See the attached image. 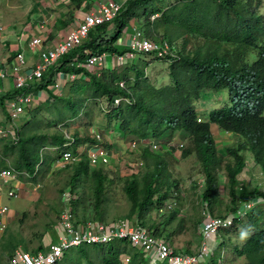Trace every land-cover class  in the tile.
Masks as SVG:
<instances>
[{
  "label": "trees",
  "instance_id": "obj_1",
  "mask_svg": "<svg viewBox=\"0 0 264 264\" xmlns=\"http://www.w3.org/2000/svg\"><path fill=\"white\" fill-rule=\"evenodd\" d=\"M69 1L73 10H81L85 4V0ZM259 4V0H176L171 4H164L163 0H126L112 24L105 23L93 29L85 42L67 53L55 67L62 74L75 76L67 97L53 94V70L48 76L44 74L43 84L35 91L45 90L55 111L46 121L37 120L34 113H29L28 120L16 132L15 146L0 141L3 169L10 168L19 174L20 180L25 181L26 175L36 183L37 176L47 172L50 162L56 159V156L50 158L42 154V149L49 146L57 147L58 152L70 151L80 159L66 166H73L70 194L76 195L82 177L90 178L95 219L102 222V205L107 200L105 193L110 177L103 166L92 169L87 152L84 150L79 155L77 150L87 144L110 146L106 142L99 143L94 137H80L74 133L72 144L65 147L68 141L62 130L49 135L42 133L41 127H57L60 123L68 126L70 119H77L79 104L105 98L108 105L113 106L105 117L108 122L115 121L114 128L120 129L124 138L169 140L180 136L188 139L189 146L181 149L180 158L195 155L201 163L205 182L202 199L210 214L218 201L216 171L226 172L233 206L229 216L233 223L229 229H242L246 236L242 245L234 247V253L245 260L244 264H264V209L256 205L245 212L244 220L234 217V213L254 197L264 200V193L258 189L249 192L236 186L237 176L245 166L242 152L250 153L264 174V14L258 11ZM132 19L144 20L148 38L157 42L165 39L170 44L173 54L161 59L141 55L149 58V62L168 64L169 85L154 87L144 68L136 67L133 61L105 71L69 65L74 59L83 63L92 55L125 53L126 50L118 49L116 43L124 37ZM63 23L66 25L67 21ZM16 93L18 90L14 87L0 97V106ZM116 98L122 100L114 106ZM203 107H208L207 119L198 122V109ZM66 110L74 112L73 117H65ZM211 124L219 131L237 136L240 141L237 147L218 148L210 131ZM140 148L144 173L126 181L123 190L130 204L128 217L134 219L136 215L139 225L146 227L147 215L164 207L178 182L169 181L168 163L163 157L149 154L143 146ZM6 161L11 165H6ZM71 204L77 207L79 199H73ZM175 218L172 212L168 222ZM148 229L164 237L159 226ZM77 248L85 264H122L120 257L123 255L130 258L127 264H145L143 255L125 241ZM66 256L65 253L64 258ZM213 256L210 264H216Z\"/></svg>",
  "mask_w": 264,
  "mask_h": 264
},
{
  "label": "rangeland",
  "instance_id": "obj_2",
  "mask_svg": "<svg viewBox=\"0 0 264 264\" xmlns=\"http://www.w3.org/2000/svg\"><path fill=\"white\" fill-rule=\"evenodd\" d=\"M37 1L0 0V25L6 27L5 33L23 31L26 27V23L34 16L32 14L34 7L41 3V0L39 2ZM118 1L122 2V0ZM175 1L176 0H163V3L171 4ZM259 1L260 4L257 6V9L261 14H264V0ZM70 4L71 3H69V5ZM68 8L73 9V5L68 6ZM154 18L155 17H152L151 19ZM134 27L144 29V20L132 19L129 22L126 32H131ZM143 31L145 34V30ZM125 36L126 35H124V37ZM124 37L120 40H123L125 43L126 40H128L127 44H129V39ZM162 41L166 40L164 39ZM121 42L120 44L116 43L117 48L120 50L125 49L126 52H128L129 49L125 48L124 43L121 44ZM180 43L181 40L178 44ZM109 56L111 55L106 56L107 60ZM143 57L144 56L141 55L135 56L132 64L136 67L144 68L148 81L154 87L158 88L169 85L171 82L168 75V64L156 61L149 62V58L147 60V57ZM129 59L130 58L127 57L126 61L129 63L132 62ZM107 60L104 58L102 67L100 65H93L89 67V70L92 71L95 69L105 71L110 69L112 64L108 63ZM122 68L123 67L120 66L119 70ZM12 79L13 78L0 79V89L8 91L14 83ZM70 85L71 81L64 83L60 82L59 89H54L53 94L58 97H67L71 92ZM115 100H118V102L116 103ZM115 100L113 105L117 106L122 98H116ZM52 104L53 101L49 98V95L45 91L39 90V92L36 93V101L31 105L30 112L37 116V120L46 121V119H51V114L55 111L54 107L51 106ZM108 104L105 98L96 101L89 100L86 103L79 104L77 119H70L67 123L68 126H65V123H60L57 127H41V132L51 135L62 130V132L70 136L74 133H78L80 137L89 136L93 138L95 133L94 130H99V141H102L101 143L106 142L112 149L109 154V156H111L110 161L106 165H103L105 173L110 177V181L107 184L105 193V198L107 200H105L102 205V216L104 218L102 224H109L117 219H128L133 223L139 224L135 219L136 215L134 219L128 217L130 204L123 189L126 181L133 179L138 173H144L140 165V154L142 152L140 147L143 146V148L149 151L152 146L148 143H146V145H140L143 141H138L136 139L131 140L130 136L124 138L122 131L114 128L116 126L115 121L108 122L106 118L107 113L113 109V106ZM1 107L2 106H0V112L2 111ZM198 110H200L199 112L203 111L204 118L207 119L205 113H207L208 107H203ZM73 113L68 110L63 112L64 116L67 118L73 117ZM6 117L5 114L4 118L3 114L0 115V122L5 120ZM200 118L203 119V116L201 115ZM52 119L54 118L52 117ZM27 120L26 116H22L18 122L20 124L19 127L21 128ZM210 131L218 148L237 147V144L240 143L237 136L232 133L219 131L215 124H211ZM158 141L157 145L159 150L155 152L161 154L164 161L168 163L166 169L169 173V181L178 182L177 188L173 187L175 192H172L175 193L176 196L174 195V197L171 196V198H168L170 203H176L172 208L173 210H169L171 211L170 213L163 210H154L147 215L144 220L146 225L145 228L159 226V228L163 230L162 235L168 239L170 246L175 251L194 254L200 247L201 239L199 230L200 224L204 219L203 213L209 212L207 208H205L202 199L205 182L204 175L201 172V163L195 155H191L187 158H180L181 149L189 146L188 139L175 136L169 140L159 139ZM13 144L15 145L16 142ZM2 145L3 144L0 145V152L2 151ZM45 148H49V146ZM81 150L80 148L79 151L81 152ZM43 154L49 155L50 158H54L58 153L44 150ZM242 155L245 157V166L237 176V188L241 189L244 187L249 192L258 189L259 192L264 193V174L261 168L257 162L251 158L252 156L250 153L242 152ZM1 156L0 153V172L4 170L1 164V161L4 159H2ZM58 158L56 156V159ZM56 159L54 158L50 162L47 172L39 175L37 174L36 183H32L26 175L24 176L26 177L25 181L16 178V181H13L15 183L12 182L16 185V188H11L12 186L10 185L12 183L4 185L3 182L0 181V206H5L8 209V215L5 217L4 222L5 227L0 230V264H6L10 255L18 249L33 253L39 249L44 250L50 243L54 242L58 237L55 228L59 224L61 210L66 205L68 199H70L69 205L71 206L75 221H97L95 219L97 215L94 210L92 198L93 184L91 179L82 177L75 191L76 195L72 196L70 194L71 187L69 183L73 174V166L67 168L66 165H58L57 162H55ZM75 162H73V164H76ZM5 163L6 165H11L10 161H6ZM216 179L218 201L214 205L211 215L224 218L229 217L232 213L233 206L228 195L229 188L226 172L223 169L217 170ZM10 190H15V197L10 198L7 196ZM73 199H79V204H77L75 208H73L71 204ZM246 205H250V207L253 205H261V208L264 209V200L256 196L246 203ZM172 212L176 214V218L173 222L169 223L168 220ZM245 217V214L241 215L243 220ZM227 230H229V232ZM245 237L242 229L233 230L231 228L221 230L220 232L218 231L216 237H214V241L217 245L213 249V258L216 264H244L245 260L243 258H238L234 253V247L242 245L245 242ZM213 245L214 244L211 243V247H213ZM77 250L79 251L78 248H73L68 251L66 253V258L59 264H85L84 260L79 257ZM145 264H148V262H145Z\"/></svg>",
  "mask_w": 264,
  "mask_h": 264
},
{
  "label": "built area",
  "instance_id": "obj_3",
  "mask_svg": "<svg viewBox=\"0 0 264 264\" xmlns=\"http://www.w3.org/2000/svg\"><path fill=\"white\" fill-rule=\"evenodd\" d=\"M121 7L122 5L112 0L91 4L88 10L77 16L74 27L67 29L66 34L60 41L50 48L47 47L45 50H43V45L46 42L45 39H41L40 36L30 38L31 40L27 48L29 52L37 55L34 63L28 65L22 52L17 53L10 61L1 60L0 78H13L14 86L18 90V93L13 98L7 99L3 105L7 117L0 124L1 141L8 143L9 146L16 145L13 143L18 140L16 136V132L20 129L18 122L22 116H26L27 119L29 118L31 105L36 101V93L38 92L35 90L43 84L42 78L44 74H49L53 70L58 75L57 77H62L63 83L72 81L75 78L73 74H62L55 67L67 53L81 46L93 29L102 24L111 23L119 15ZM5 28L0 25V39L5 34ZM143 32L141 29L133 28L128 36L126 34L129 39V44H127L128 40H126V43L123 42L125 48L129 49L126 53L111 55L108 60L106 59L107 54L104 53L92 55L83 63L74 59L69 65L89 70V67L93 65H100L102 67V62L105 58L108 63L112 64L111 68H116L119 64L123 66L128 65L129 62L126 61L127 57L133 61L135 56L140 55L148 56L150 59H161L169 53L173 54V51L170 50L171 46L167 41H153ZM58 87L59 83L57 82L56 88ZM115 102L117 103L118 100H115ZM62 133L68 141L64 146H70L72 144V137L65 132ZM96 137L99 140V136L96 135ZM96 147L97 145L92 148ZM81 149V152L78 149L77 153L80 155L87 149L91 165L103 164L109 161V153L102 148L97 147L95 150H92L91 148L84 147ZM44 150L58 153L59 158L55 161L58 165L63 164L65 166L69 163L80 161L70 151L58 152L57 147L44 148L41 150L42 154ZM18 175V173L10 168L4 169L0 172V181L4 185H9L13 181H16ZM13 183L10 185L12 186L11 188H16V185ZM15 194V190H10L7 196L11 198L15 197ZM174 195L175 193H172V197ZM69 200H67L66 205L61 210L60 221L55 228L58 237L54 242L50 243L44 250H38L33 253L18 249L10 255L6 264H59L63 260L65 253L73 248L83 245L108 244L117 241L127 242L129 246L143 255L145 262H148V264H208L210 258L213 256V249L217 245L214 241L216 233L229 229L233 223L229 217H217L211 215L209 212H204V219L200 224L199 230L200 247L196 253L187 254L175 251L165 237L157 236L153 230L142 227L138 223H133L128 219H117L109 224H102V222L97 221L77 222L74 220ZM175 203H170L167 200L164 207L158 210L168 213ZM254 206L256 205L250 207V205L244 204L243 209L237 210L234 213V217L241 218L242 214L244 215L247 210ZM7 215V207L0 206V230L5 227L4 222ZM211 243L214 244L213 247H211ZM120 260L122 264H127L130 258L127 255H123L120 257Z\"/></svg>",
  "mask_w": 264,
  "mask_h": 264
},
{
  "label": "crops",
  "instance_id": "obj_4",
  "mask_svg": "<svg viewBox=\"0 0 264 264\" xmlns=\"http://www.w3.org/2000/svg\"><path fill=\"white\" fill-rule=\"evenodd\" d=\"M106 1L107 0H85V4L81 10H73L72 8H68V6L72 5H69V0H41V3L38 6L34 7L32 12L34 16H32L30 21L26 23V27L23 31H17L14 33L7 32L0 39V63L1 60L10 61L14 57V55L19 52L23 53L28 65L34 63L37 59V55L29 52L27 48L28 43L31 40L30 38L34 36H40L41 39L46 40L45 44L43 45V50H45L47 47L50 48L52 45L60 41L61 38H63V36L67 32V29H72L74 27L77 16L88 10L91 4H97ZM112 1H115L116 3L122 5L126 0H122V2H119L118 0ZM62 21H67V24H61ZM134 28L139 29L138 27ZM126 34L129 33L126 32L125 35ZM127 36H125L124 38H126ZM120 42L122 44L123 40H119L117 44H120ZM57 76L58 75L54 73L53 80L58 81V83L62 82V77ZM0 79L3 80L2 78ZM14 87L15 86L13 83L12 87L8 91H5V89H0V97L4 96L9 91H12ZM44 91L45 90H43V92ZM1 109L2 111L0 112V115L3 114L4 118V106L1 107ZM0 124H2V121L0 122Z\"/></svg>",
  "mask_w": 264,
  "mask_h": 264
},
{
  "label": "clouds",
  "instance_id": "obj_5",
  "mask_svg": "<svg viewBox=\"0 0 264 264\" xmlns=\"http://www.w3.org/2000/svg\"><path fill=\"white\" fill-rule=\"evenodd\" d=\"M55 82V87H54V89H59V87H60V83H59V87L58 88H56V83L58 82V81H54ZM206 114V113H205ZM203 116V119H201L200 118V116ZM204 120H206L205 118H204V113H203V111H201L200 113H199V116H198V119H197V121L198 122H200V121H204ZM95 131V133H94V138L99 142V143H101L102 141H99L100 140V137H99V140L97 139V137H96V135H98L99 136V133L100 132H96V130H94ZM159 139H142L141 141H143L142 142V144L140 143V145H143V144H145L146 145V143H148V144H150L151 146H152V148L148 151L149 152V154H152V155H154V156H159V157H162V155L161 154H158L157 152H158V150H159V148H158V141ZM103 144V143H102ZM95 145H97V147H99V148H102L103 150H105V151H107L109 154L111 153V151H112V149H111V147L110 148H106V147H104V146H102L101 144H95ZM95 145H90V144H87V145H85L84 147H87V148H91L92 150L94 149H96V148H92L93 146H95ZM109 145V144H108ZM135 145V144H134ZM160 145H163V144H160ZM83 147V148H84ZM80 148H82V147H80ZM79 148V149H80ZM86 152H87V149L85 150ZM155 151H157V152H155ZM78 154V153H77ZM141 155V154H140ZM56 156H58V155H56ZM88 158V157H87ZM110 159H111V156H109V161H110ZM108 161V162H109ZM78 162V161H77ZM88 162H89V166L92 168V169H97V168H99L100 166H103V165H106L107 163H100V164H98V165H91L90 164V160H89V158H88ZM73 163V162H72ZM69 164H71V163H69ZM68 165V164H67ZM66 165V166H67ZM96 167V168H95Z\"/></svg>",
  "mask_w": 264,
  "mask_h": 264
}]
</instances>
